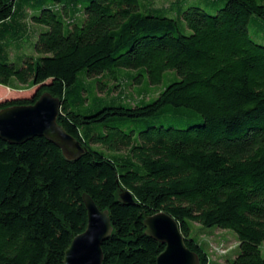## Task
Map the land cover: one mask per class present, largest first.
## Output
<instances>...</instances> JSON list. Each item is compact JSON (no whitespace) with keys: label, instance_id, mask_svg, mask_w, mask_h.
Here are the masks:
<instances>
[{"label":"trees","instance_id":"obj_1","mask_svg":"<svg viewBox=\"0 0 264 264\" xmlns=\"http://www.w3.org/2000/svg\"><path fill=\"white\" fill-rule=\"evenodd\" d=\"M203 1L212 11L177 0L148 4L146 12L139 0H0V84L34 86L26 96L0 100V108L48 91L60 101L56 122L83 146L78 157L66 158L42 135L20 143L0 138V264H62L64 249L86 224L82 192L107 209L111 225L99 264H155L163 243L144 232L142 220L157 210L176 220L199 264L214 262L192 222L235 231L238 252L226 264H264V44L251 39L246 25L252 14L264 19V5ZM168 13L180 16L189 33ZM26 20L37 30L22 29ZM22 37L32 53L21 51L18 65L5 61L9 41ZM119 67L141 71L124 76L126 86L141 77L155 84L166 69L177 78L132 105L102 104L99 92L122 84L97 81L88 108L85 88L73 85L77 73L107 72L117 80ZM181 108L199 119L147 126L134 141L132 130L111 122L172 118ZM92 143L119 153L104 154ZM122 188L131 201L118 197Z\"/></svg>","mask_w":264,"mask_h":264},{"label":"water","instance_id":"obj_2","mask_svg":"<svg viewBox=\"0 0 264 264\" xmlns=\"http://www.w3.org/2000/svg\"><path fill=\"white\" fill-rule=\"evenodd\" d=\"M59 98L48 91L41 92L28 104H13L0 108V138L20 143L34 135L44 136L55 144L66 158H76L83 151L79 140L56 122ZM125 202L132 200L127 188L118 192ZM86 210V224L75 234L63 251L62 264H99L102 258L101 241L109 235L107 209H99L91 197L81 193ZM144 232L163 243L155 256V264H199L195 251L187 248L176 220L164 210L143 217Z\"/></svg>","mask_w":264,"mask_h":264},{"label":"rangeland","instance_id":"obj_3","mask_svg":"<svg viewBox=\"0 0 264 264\" xmlns=\"http://www.w3.org/2000/svg\"><path fill=\"white\" fill-rule=\"evenodd\" d=\"M170 0H139V10L141 12H146L145 6L148 4L155 5V6H162L169 3ZM259 3L264 5V0H257ZM181 6H186L190 4H198L200 6L206 7V4L203 0H177ZM223 5L222 3L220 6ZM208 11V7H206ZM162 13V12H158ZM167 15L174 17L177 21L179 29L182 33H189V29L185 26L184 21L181 17L176 16L173 13H168ZM247 31L251 39L255 42L264 44V19L252 14L247 21ZM37 23L25 21V26L22 29H26L27 32H32V30H37ZM40 26V25H39ZM8 35V34H6ZM11 38V36H10ZM8 43V47L6 48V55L5 61H12L15 65L19 63V54L21 51L24 53H32V47L29 46L26 39L22 37V41H15L11 39ZM140 70L137 68H125L119 67L117 69V80H113L109 73L105 72L101 76H87L84 71H79L75 77L73 85H82L86 90V96L88 98V105L87 107H91L93 103V92L96 91L97 81L101 83H105L107 85L110 82H115L122 84V89L118 91L119 88L116 85L115 88H111L110 91H100L98 96L103 101L102 104H117L123 103L126 105L132 104H141L147 101H150L159 89H161L164 85L168 82L177 78V75L173 69H166L162 72V77L159 82L155 84L147 85L145 77H141L138 82L131 83L128 86L127 82L124 81L123 77H140ZM14 79L11 78L10 84L13 83ZM124 81V82H123ZM1 86V85H0ZM126 86V87H125ZM34 89L29 87H10V93L6 96L15 97V96H26L31 93ZM3 94L0 93V100L4 99L2 96ZM142 95V96H141ZM81 107V109L87 108ZM181 110L185 111L184 113L176 114L171 118L169 115H165L164 113L157 114V115H149L143 117H126V118H115L112 119L111 122L113 125H117L124 131L132 130L133 134V141L136 139L138 131L146 128L150 125H168L174 124L177 127H183L190 122L197 121L199 116L192 114L186 108H181ZM94 129L101 133L103 128L100 124H95ZM91 146L95 149L102 151L104 154H115L119 153L113 150H107L104 146L100 143H92ZM191 229L195 232L196 240L201 243L203 249L208 253L210 261L214 262L212 264H226V259L233 257L238 252L237 247V237L234 230L231 228L225 227H218L215 225L210 226H202L196 222H192ZM261 254L264 256V241L261 244Z\"/></svg>","mask_w":264,"mask_h":264},{"label":"crops","instance_id":"obj_4","mask_svg":"<svg viewBox=\"0 0 264 264\" xmlns=\"http://www.w3.org/2000/svg\"><path fill=\"white\" fill-rule=\"evenodd\" d=\"M14 84V83H13ZM1 86H0V93L1 94H3L2 96L4 97V98H6V96L7 95H9V93H10V90H9V88H10V86H7V85H3V84H0ZM34 86H31V87H29V88H33ZM8 97V96H7Z\"/></svg>","mask_w":264,"mask_h":264}]
</instances>
